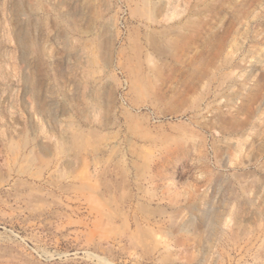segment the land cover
<instances>
[{
	"label": "rangeland",
	"instance_id": "obj_1",
	"mask_svg": "<svg viewBox=\"0 0 264 264\" xmlns=\"http://www.w3.org/2000/svg\"><path fill=\"white\" fill-rule=\"evenodd\" d=\"M0 264H264V0H0Z\"/></svg>",
	"mask_w": 264,
	"mask_h": 264
},
{
	"label": "bare ground",
	"instance_id": "obj_2",
	"mask_svg": "<svg viewBox=\"0 0 264 264\" xmlns=\"http://www.w3.org/2000/svg\"><path fill=\"white\" fill-rule=\"evenodd\" d=\"M262 99H263V98H262ZM127 218H128V217H127ZM129 219L132 220V219L129 217V218L127 219V221H128ZM134 219H135V222H134V223H136V222H138V221L140 220V218H134ZM139 222H140V221H139ZM136 224H137V223H136Z\"/></svg>",
	"mask_w": 264,
	"mask_h": 264
}]
</instances>
